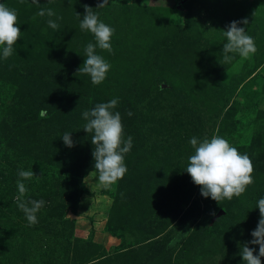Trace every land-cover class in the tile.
<instances>
[{
    "label": "rangeland",
    "instance_id": "rangeland-1",
    "mask_svg": "<svg viewBox=\"0 0 264 264\" xmlns=\"http://www.w3.org/2000/svg\"><path fill=\"white\" fill-rule=\"evenodd\" d=\"M98 2L0 0L21 31L9 58L0 49V264H244L264 197V0ZM85 4L115 29L114 54L97 48L111 64L99 85L77 72L95 43L76 17ZM245 18L257 51L225 64L223 30ZM114 98L133 146L104 189L82 113ZM213 135L254 166V183L218 204L185 171L190 139ZM20 170L39 176L24 181L25 199L46 201L32 226L15 199Z\"/></svg>",
    "mask_w": 264,
    "mask_h": 264
},
{
    "label": "clouds",
    "instance_id": "clouds-1",
    "mask_svg": "<svg viewBox=\"0 0 264 264\" xmlns=\"http://www.w3.org/2000/svg\"><path fill=\"white\" fill-rule=\"evenodd\" d=\"M21 3L24 0H20ZM32 4L39 5V0H31ZM108 5V0L97 3L96 8ZM37 16L47 15L49 18L55 16L52 9L41 8ZM80 21L81 31H87L94 37L95 43L89 42L84 48L86 58L77 72L87 74L91 83L101 84L107 77L111 64L102 56L97 54V48L114 54L112 47V36L115 29L105 24L99 19V14L93 11L92 7L84 5V14L76 13ZM36 17H33L35 20ZM57 20L62 17H57ZM248 20H234L229 23L223 35L226 43L223 45V61L225 64L231 63L238 54L242 59H248L257 51L255 40L246 33L245 27ZM48 27L58 30L59 25L56 20L48 19ZM21 31L18 23L17 11L0 3V49L4 59L9 58L14 51V45L20 40ZM119 103L118 98H114L106 103H97L91 110L82 113L85 125L83 130L92 133L91 144L94 146L92 157L94 159V169L98 176L101 188L107 189L115 185L127 173L125 155L130 152L133 146V138L128 136L125 139L124 126L121 114L114 111ZM129 117L132 113H127ZM65 146L71 148L74 142L71 133L65 132L61 138ZM194 149V154L188 157L185 171L190 176L194 185L199 186L202 197H210L217 204L222 200H232L241 196L247 187L254 183V166L247 154L230 144V142L219 135H213L210 139L199 140L192 137L189 141ZM17 180L18 194L16 196L17 207L24 213L29 226L38 222L37 213L45 206L46 201L25 199L28 188L24 181L31 180L37 176L32 170H20ZM123 195V194H122ZM259 209L258 224L251 232L252 240L241 245L240 255L244 264H261V257H264V197L257 201L256 207ZM215 215V213H211ZM176 241L170 242L174 244ZM249 244L259 245V251L249 247Z\"/></svg>",
    "mask_w": 264,
    "mask_h": 264
},
{
    "label": "water",
    "instance_id": "water-1",
    "mask_svg": "<svg viewBox=\"0 0 264 264\" xmlns=\"http://www.w3.org/2000/svg\"><path fill=\"white\" fill-rule=\"evenodd\" d=\"M222 211L221 210H219V214L221 213Z\"/></svg>",
    "mask_w": 264,
    "mask_h": 264
}]
</instances>
